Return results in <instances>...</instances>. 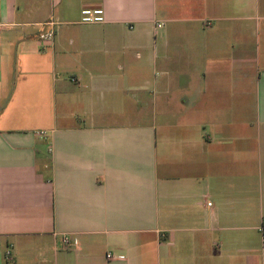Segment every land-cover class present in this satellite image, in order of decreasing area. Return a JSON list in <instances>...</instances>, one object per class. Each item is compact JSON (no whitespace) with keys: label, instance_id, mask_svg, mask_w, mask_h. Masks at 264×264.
<instances>
[{"label":"crops","instance_id":"crops-1","mask_svg":"<svg viewBox=\"0 0 264 264\" xmlns=\"http://www.w3.org/2000/svg\"><path fill=\"white\" fill-rule=\"evenodd\" d=\"M0 25V264H264V0H0Z\"/></svg>","mask_w":264,"mask_h":264},{"label":"built area","instance_id":"built-area-1","mask_svg":"<svg viewBox=\"0 0 264 264\" xmlns=\"http://www.w3.org/2000/svg\"><path fill=\"white\" fill-rule=\"evenodd\" d=\"M104 21V14L103 10L99 8L95 9H89V8H84L80 11V19L79 23L81 24H100L103 23ZM2 29V25H0V31ZM54 36V31L49 30L43 34L40 35L39 39L41 42H52ZM45 132H40L39 135L44 137ZM208 206L211 205V203H207ZM258 233L260 235V242L261 246L264 248V221L261 222V224L258 227ZM63 243L67 245L69 242L66 238L63 239ZM10 253L9 251L6 252V256L9 257Z\"/></svg>","mask_w":264,"mask_h":264},{"label":"rangeland","instance_id":"rangeland-1","mask_svg":"<svg viewBox=\"0 0 264 264\" xmlns=\"http://www.w3.org/2000/svg\"><path fill=\"white\" fill-rule=\"evenodd\" d=\"M155 72H157L156 74H158V73H159V70H157V71H155ZM153 75H154V74L150 72V76H153ZM249 100H250V99H249Z\"/></svg>","mask_w":264,"mask_h":264}]
</instances>
